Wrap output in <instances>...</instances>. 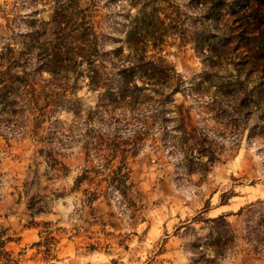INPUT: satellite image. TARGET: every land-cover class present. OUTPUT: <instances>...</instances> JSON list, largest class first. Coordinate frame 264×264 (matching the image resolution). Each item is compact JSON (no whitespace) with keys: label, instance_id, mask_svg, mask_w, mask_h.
<instances>
[{"label":"rangeland","instance_id":"1","mask_svg":"<svg viewBox=\"0 0 264 264\" xmlns=\"http://www.w3.org/2000/svg\"><path fill=\"white\" fill-rule=\"evenodd\" d=\"M76 1L98 36L96 88L85 60L41 65L56 52L55 11ZM142 2L0 0V222L19 264H195V244L214 258L209 219L240 231L241 209L264 199V1ZM141 9L146 55L173 71L122 96ZM119 167L126 186H109ZM238 245L202 264H264Z\"/></svg>","mask_w":264,"mask_h":264},{"label":"trees","instance_id":"2","mask_svg":"<svg viewBox=\"0 0 264 264\" xmlns=\"http://www.w3.org/2000/svg\"><path fill=\"white\" fill-rule=\"evenodd\" d=\"M142 6H147L148 0H142ZM264 1V0H263ZM138 3V2H136ZM142 7V9H143ZM140 10V13L143 12V16L141 21H144L141 25L138 23L135 24L128 32L127 43L133 54H129L127 56L128 60H131L130 63H133L132 59H135V66L132 67L130 73L126 70H120L118 73L120 75L119 82L123 88L122 96H127L125 91H130L132 87L138 88L136 79L138 77H145L148 80L152 79H161L167 82V76L169 77V73L173 71L171 66L165 64L164 60H158L159 65H156L154 60H149V56H147V47L151 39L147 36V27L145 21L147 20L148 14L144 10ZM84 10L81 9L80 5L76 1L73 6L68 8H63L61 10L55 11L53 15V25H54V33L56 37L57 46L56 52L41 57L42 64L41 65H51V68L56 69H76L80 64L85 60L90 67V71L93 73L91 78L92 88H96L100 83V75L99 69L96 65V46H97V38L96 30L93 25H89L86 22V15L83 14ZM151 16H155L160 24L165 25V21L160 18L158 11L155 9L152 11ZM160 33L159 36L154 37V44L158 46L161 44L163 37H167L168 34ZM157 40V41H156ZM264 54L263 51H261ZM148 60V61H147ZM122 61L118 59V62ZM145 63V65H152L151 71L146 70L144 65L138 66L139 63ZM1 65V64H0ZM141 69V70H140ZM51 73H56L55 70H50ZM142 71V72H141ZM140 72V73H139ZM0 83H6L4 79L3 72L0 71ZM8 97H11L12 92L7 89L5 85L3 88ZM10 95V96H9ZM113 160V156L111 158H107V165L111 164ZM126 163L123 164L125 167ZM111 173L114 174L111 177L108 185H113L116 188L125 187L126 181L128 180V174H121L122 167H119L116 170H113ZM82 178L77 179V183L82 182ZM240 214L244 215L243 221L241 224V230L237 229L234 224L228 220L226 214H221L216 218L209 219V222L215 224L211 229L212 231L209 233L208 239L211 240L208 245L212 247L214 251L213 259H206L203 257L204 252L202 251V246L195 244V250H197V254L199 255L198 259H195V264H202L203 262L211 261L214 262L217 258L224 257L229 252H237L238 240H242L244 245L242 247V252L246 255L247 259L251 258L255 260H260L264 262V199H258L252 203H250L245 209H241ZM201 219L202 216H199ZM46 227L50 225V223H44ZM50 232H47L46 240V257H50L53 251V248L50 244L52 237H49ZM14 238L9 233V228L4 226L0 222V264H19L20 260L17 258L13 250L9 249V243L12 242ZM38 245H42V242H39ZM201 248V249H200ZM205 256V254H204Z\"/></svg>","mask_w":264,"mask_h":264}]
</instances>
